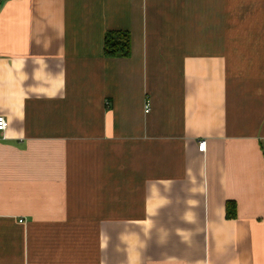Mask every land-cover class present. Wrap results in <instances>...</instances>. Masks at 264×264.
Listing matches in <instances>:
<instances>
[{
    "label": "crops",
    "instance_id": "obj_1",
    "mask_svg": "<svg viewBox=\"0 0 264 264\" xmlns=\"http://www.w3.org/2000/svg\"><path fill=\"white\" fill-rule=\"evenodd\" d=\"M0 116V264H264V0H0Z\"/></svg>",
    "mask_w": 264,
    "mask_h": 264
},
{
    "label": "trees",
    "instance_id": "obj_2",
    "mask_svg": "<svg viewBox=\"0 0 264 264\" xmlns=\"http://www.w3.org/2000/svg\"><path fill=\"white\" fill-rule=\"evenodd\" d=\"M131 54V36L128 32H109L105 36L104 55L110 59L128 58ZM236 216L235 204H227V218L232 219Z\"/></svg>",
    "mask_w": 264,
    "mask_h": 264
},
{
    "label": "built area",
    "instance_id": "obj_3",
    "mask_svg": "<svg viewBox=\"0 0 264 264\" xmlns=\"http://www.w3.org/2000/svg\"><path fill=\"white\" fill-rule=\"evenodd\" d=\"M146 112H149V106H146ZM8 121L6 120L5 117L0 116V133H5L6 130L8 129ZM206 150V142L205 141H200L199 142V151L204 152Z\"/></svg>",
    "mask_w": 264,
    "mask_h": 264
}]
</instances>
